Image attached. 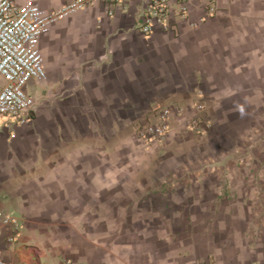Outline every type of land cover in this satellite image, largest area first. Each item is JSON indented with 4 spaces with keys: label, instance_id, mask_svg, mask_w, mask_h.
Wrapping results in <instances>:
<instances>
[{
    "label": "crops",
    "instance_id": "crops-1",
    "mask_svg": "<svg viewBox=\"0 0 264 264\" xmlns=\"http://www.w3.org/2000/svg\"><path fill=\"white\" fill-rule=\"evenodd\" d=\"M71 1L19 4L49 15ZM209 1L151 37L140 0L49 22L47 79L26 86L34 120L0 115L6 262L264 264V0H212L202 20ZM160 105L172 130L147 145L136 127Z\"/></svg>",
    "mask_w": 264,
    "mask_h": 264
},
{
    "label": "built area",
    "instance_id": "built-area-1",
    "mask_svg": "<svg viewBox=\"0 0 264 264\" xmlns=\"http://www.w3.org/2000/svg\"><path fill=\"white\" fill-rule=\"evenodd\" d=\"M131 0H73L51 14H44L34 4L20 5L19 0H0V77L4 84L0 89V115L13 117L20 121L32 122L35 116V96L29 94L26 86L32 81H45L47 71L43 56L38 48L42 33L49 22L71 11L85 10L96 2L107 7L108 16L118 11L128 12ZM189 0H140L136 6L137 28L146 37H151L158 28L171 29L174 18L188 17ZM217 8L211 0L206 15L214 16ZM199 114L187 122L192 129L205 119V107L197 104ZM152 119L136 127L138 137L147 145L162 141L172 130L173 108L168 105L157 106ZM1 160V158H0ZM14 221L0 211L1 226ZM16 223V222H15ZM0 264H9L0 256Z\"/></svg>",
    "mask_w": 264,
    "mask_h": 264
},
{
    "label": "rangeland",
    "instance_id": "rangeland-1",
    "mask_svg": "<svg viewBox=\"0 0 264 264\" xmlns=\"http://www.w3.org/2000/svg\"><path fill=\"white\" fill-rule=\"evenodd\" d=\"M3 86V81H2V79H1V77H0V88Z\"/></svg>",
    "mask_w": 264,
    "mask_h": 264
}]
</instances>
